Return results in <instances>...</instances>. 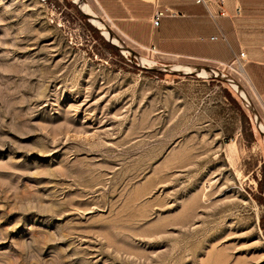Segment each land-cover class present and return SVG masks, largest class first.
I'll list each match as a JSON object with an SVG mask.
<instances>
[{"label": "rangeland", "instance_id": "rangeland-1", "mask_svg": "<svg viewBox=\"0 0 264 264\" xmlns=\"http://www.w3.org/2000/svg\"><path fill=\"white\" fill-rule=\"evenodd\" d=\"M85 1L135 56L72 0H0V264H264L250 112L224 81L133 62L240 73L165 57Z\"/></svg>", "mask_w": 264, "mask_h": 264}, {"label": "crops", "instance_id": "crops-1", "mask_svg": "<svg viewBox=\"0 0 264 264\" xmlns=\"http://www.w3.org/2000/svg\"><path fill=\"white\" fill-rule=\"evenodd\" d=\"M100 12L130 40L153 45L165 57L233 67L239 58L244 88L256 99L264 120V0H224L226 16L209 17L188 0H93ZM165 7L178 12L152 17ZM212 13L218 9L209 4ZM248 93V94H249Z\"/></svg>", "mask_w": 264, "mask_h": 264}, {"label": "water", "instance_id": "water-1", "mask_svg": "<svg viewBox=\"0 0 264 264\" xmlns=\"http://www.w3.org/2000/svg\"><path fill=\"white\" fill-rule=\"evenodd\" d=\"M79 11L84 15L88 22L96 28V30L104 37L106 41L112 44L121 54H129L130 57L135 56V53L127 48L121 39L107 26V24L94 14L88 7L85 0H72ZM133 62V61H131ZM133 64L149 71L158 72L161 74H172L177 76H192V77H207L226 82L240 97L243 105L250 112L255 128L264 141V126L261 117L244 86L225 74L222 70L211 66H193L189 64H147L143 66L139 63Z\"/></svg>", "mask_w": 264, "mask_h": 264}, {"label": "built area", "instance_id": "built-area-1", "mask_svg": "<svg viewBox=\"0 0 264 264\" xmlns=\"http://www.w3.org/2000/svg\"><path fill=\"white\" fill-rule=\"evenodd\" d=\"M188 1H192L196 4H201L203 5L206 10H207V14L209 15V17L211 18H215L217 16H226V12L224 11V8H223V2L224 0H188ZM209 4H214L217 9H218V12L215 14V13H212L209 9ZM163 15H168V16H176L178 15V12L172 10V9H169L167 7H165V9L161 10V11H157L155 13V15L152 17V24L153 25H157L158 24V21H159V18ZM244 56V53L243 52H240L238 54V56L235 58V64L233 65V67H230V69L236 71L237 73L240 72V62H239V58L243 57Z\"/></svg>", "mask_w": 264, "mask_h": 264}]
</instances>
